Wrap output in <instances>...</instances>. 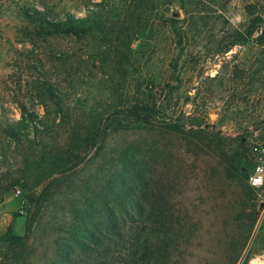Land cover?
I'll list each match as a JSON object with an SVG mask.
<instances>
[{"label":"rangeland","instance_id":"rangeland-1","mask_svg":"<svg viewBox=\"0 0 264 264\" xmlns=\"http://www.w3.org/2000/svg\"><path fill=\"white\" fill-rule=\"evenodd\" d=\"M70 16L85 22L79 31L58 26ZM257 16L253 37L231 47ZM138 97L208 134L121 130ZM22 107L42 120L46 144L92 138L40 212L16 218L36 169L25 167L30 149L0 130V264L9 229L25 238L19 264H55L72 203L133 146L153 161L151 192L194 225L189 264H264V180L249 183L264 159V0H0V122L21 119Z\"/></svg>","mask_w":264,"mask_h":264},{"label":"trees","instance_id":"trees-1","mask_svg":"<svg viewBox=\"0 0 264 264\" xmlns=\"http://www.w3.org/2000/svg\"><path fill=\"white\" fill-rule=\"evenodd\" d=\"M24 13L29 16L32 12L25 10ZM34 13L38 15L40 12L34 10ZM68 18L58 24L68 33L79 31L80 23H85L72 16ZM261 24L260 16L253 18L247 33L239 34L231 47L248 42ZM21 111V119L0 122V130L11 144L13 141L22 143L30 149L31 155L24 159L25 167L29 171L36 169L33 188L40 186L43 189L40 192L34 189L28 191V207L15 217L31 218V212L37 215L43 203L53 195L56 185L66 178L73 163L74 151H82L80 146L89 144L92 137L90 132H86V137L79 141L73 134L75 141L71 147L51 146L39 140L37 129L42 120L37 114L26 107H22ZM126 113V124L120 127L123 131L157 128L188 139L208 134L196 122L187 125L174 117L167 118V113L161 112L155 99L138 97ZM116 121L114 123L119 126L123 124L122 120ZM31 127L35 129L34 137L31 136ZM114 128L116 131L119 129L118 126ZM232 167L237 174L238 167ZM153 169V161L141 148L133 146L126 150L100 189L93 191V195L83 193L81 202L72 203L68 237L59 248L55 264H189V246L196 230L186 216V209L178 210L170 206L166 200L168 194L162 204L157 194L151 192ZM158 196L164 197L163 193ZM2 243L8 248L2 253L1 264H19L26 247L25 238L9 229ZM238 260L239 257L232 258L229 264H236ZM249 260L247 258L246 262Z\"/></svg>","mask_w":264,"mask_h":264},{"label":"built area","instance_id":"built-area-1","mask_svg":"<svg viewBox=\"0 0 264 264\" xmlns=\"http://www.w3.org/2000/svg\"><path fill=\"white\" fill-rule=\"evenodd\" d=\"M256 151H259L260 153H263L264 150L255 149ZM264 180V159H261L260 165L257 166L255 173L250 176L249 183L252 187H259L263 185Z\"/></svg>","mask_w":264,"mask_h":264}]
</instances>
